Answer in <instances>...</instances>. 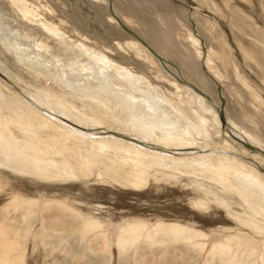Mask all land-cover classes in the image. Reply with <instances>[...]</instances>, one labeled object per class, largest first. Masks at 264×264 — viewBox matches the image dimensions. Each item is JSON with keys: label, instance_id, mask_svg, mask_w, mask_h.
I'll return each mask as SVG.
<instances>
[{"label": "bare ground", "instance_id": "6f19581e", "mask_svg": "<svg viewBox=\"0 0 264 264\" xmlns=\"http://www.w3.org/2000/svg\"><path fill=\"white\" fill-rule=\"evenodd\" d=\"M87 2L110 40L98 42L65 0H0V193L10 175L54 188L98 185L137 196L152 184L183 185L195 195L194 211H220L231 226L205 233L195 223L143 217L113 224L96 214L101 206L86 213L69 197L34 199L12 191L0 210V264H23L32 237L75 260L73 240L92 255L111 256L115 247L123 261L140 256L144 263L156 249L162 255L183 245L186 255L203 258L202 264H264L260 97L245 87V96L239 88L228 89L235 104L226 107L224 122L202 70L200 41L187 29L185 10L168 0ZM73 8L90 18L78 4ZM197 21L205 28L204 20ZM123 24L158 35L189 83L213 101L178 80ZM149 37L147 44L154 45ZM210 44L204 64L228 84L232 63L225 42ZM161 52L166 55L165 47ZM121 54L136 59L144 71L117 61ZM245 56L258 68L251 53ZM54 211L61 216L49 220Z\"/></svg>", "mask_w": 264, "mask_h": 264}, {"label": "rangeland", "instance_id": "374dc122", "mask_svg": "<svg viewBox=\"0 0 264 264\" xmlns=\"http://www.w3.org/2000/svg\"><path fill=\"white\" fill-rule=\"evenodd\" d=\"M65 1L66 4L71 7L70 10L72 13H74L73 15L85 24L86 29L98 35V42H100V38L110 40L109 34L96 20V13L91 8L87 0ZM113 1L114 0H112V2ZM168 1L169 4L173 5L175 8L183 11L185 10L184 12L187 15L188 22L187 29L191 33L193 32L192 34L197 37L200 41L203 53L202 70L204 75L210 80V82L214 86V90L216 91L218 99L217 105L220 108L216 104H214V102H212L213 100L209 95H207V93H204L202 89H200L191 81L189 83L187 76L184 75V69L182 64L177 61L174 54L165 45V42L157 39L160 38L158 35L152 36L150 34V30L148 29L150 25L148 22V28L146 29V27L144 26L143 31H141V33H138V30L140 28H132L131 26L129 27L126 26V24H123L126 33L145 43L155 54V56L161 59L163 65L167 69L171 70L173 74H176L174 75L178 80H180L184 84L194 87L201 94H204V96L212 100L211 102L216 105V107H218L217 109L219 110L222 117L224 116V122H227L225 116L226 107H231L235 104L234 98L231 97L229 93V90L231 89H236L234 90V92H237V88H239L242 92L243 87H245L246 90L244 89V91H247L246 93H256L261 99L259 103L260 109H264V37L262 34V31L264 29V11L261 5V0H231L229 3H226L225 0ZM77 4L81 6L82 11L85 15L90 16L89 19L84 20L82 18L83 16L81 15V13L75 11V8H73L74 10L72 9V6ZM112 10V15L116 17L114 10ZM198 17L204 20L205 28L199 25L197 21ZM146 31L148 32L150 37ZM114 33L117 35L115 31ZM148 37L151 40L154 39L152 40L153 43L156 41L154 45H151L149 42L147 44L146 41ZM213 40L216 44L217 42H225V47L227 48V50H225V52H227V61H231L232 63L230 69V71H232L228 72V75L231 78V83L229 82L228 84H224V82L216 78V76L213 75V73H211V71L204 64L206 58L209 55V48L211 45L210 43ZM160 41L162 42L159 43ZM162 47H165L166 55L161 52ZM245 52H249L253 55L254 59L258 64V68L254 69L253 61L250 59H246ZM116 59L120 62L123 61L132 64L134 67L137 68L138 71H144V68L141 63H139L136 59L134 61L131 60L125 54H121L119 56L117 55ZM232 81L236 84H234ZM244 91L243 95L245 94ZM226 129L227 126L225 125L224 135L226 133ZM226 139L229 140V138L227 137ZM242 147L245 150H249L253 153L256 152L255 150L251 149L246 145H243ZM261 168L264 170V166H261ZM7 177L9 186H5L6 191L4 190V192L0 193V210L10 200V194L12 191H14L22 193L25 196L34 199H38L41 194H46L49 198L69 197L70 199H74L77 203H81L80 205L82 207L80 206V208L86 213L89 212V210L93 206H101V209H99V211H96V214H98V216L102 220H105L107 222H113V224H119L122 222L123 219H137L143 217L150 220L151 222H155L156 219L161 218L165 221L170 222L180 221L182 223H195L198 229L202 230L205 233L210 232V230L212 229L231 226L224 222L225 215L220 211L216 210L209 214H202L194 211L190 203L191 199L195 198V195L192 194L191 191H185L186 188L183 187V185L170 186L168 184H152L144 193L138 194L137 196L136 193L125 191L119 188H109L98 185H92L89 187L75 185L61 189L45 186L40 183H37L36 181L26 178L15 177L12 175ZM59 215L61 216L60 213L54 211L48 215V219L54 220L60 217ZM12 216L14 217V214H12ZM0 217L4 218L1 215ZM8 218L10 219V217ZM18 220L20 219L18 218L17 221ZM0 221L2 220L0 219ZM8 223H11L12 225L17 224L12 222V220ZM35 230H40L39 222H36ZM71 245L75 248L74 255L79 257L76 260L72 259V257L70 256H66V254L63 252L61 253L60 251H55L54 248L52 249L51 246H44L39 240L35 241L33 237L29 238L25 245L26 254L25 262L23 264H122V262L123 264H151L153 262V264H180V262L181 264H184V260L187 261V263L185 264H202L203 262V258H197L192 254H190L191 256L188 254L186 255V249L183 245H180L178 247L179 249L175 247L170 249L171 254H169V251L168 254L166 253L161 255L159 254V249L158 251L156 249L155 255H153L152 257V253H150L151 256H148L147 259H145L144 263L140 261V256L137 257L138 261L136 262L131 256L125 258V261H123L124 259H119L118 250L115 247H113L112 249L111 256L108 255L107 257L104 255H99V252H96L98 254H95V252H93V255L90 251L83 252L78 240L71 241ZM95 248L97 247L95 246ZM172 251H174L175 255L174 253L172 254ZM96 255L99 257H95ZM165 256L169 257L167 258ZM179 257L181 259H179ZM176 258L178 260L174 261L176 260ZM170 260H172L173 262ZM188 260H191V262Z\"/></svg>", "mask_w": 264, "mask_h": 264}]
</instances>
